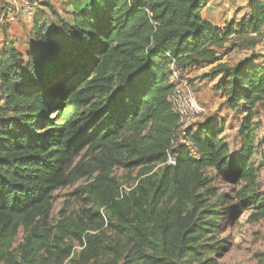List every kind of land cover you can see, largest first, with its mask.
<instances>
[{
	"label": "trees",
	"instance_id": "trees-1",
	"mask_svg": "<svg viewBox=\"0 0 264 264\" xmlns=\"http://www.w3.org/2000/svg\"><path fill=\"white\" fill-rule=\"evenodd\" d=\"M81 1L73 20L48 33L46 26L36 29L33 54L25 58L11 49L0 55V263L49 264L52 248L61 250L59 260L69 257L71 247L60 249L70 234L68 220L57 235L47 230L38 240L54 193L122 165L140 169L143 178L128 192L108 175L92 185L89 199L99 200V210L84 211L89 229L123 238L125 264H220L219 247L202 248L215 236L211 220L220 215L207 206L217 196L216 176L236 199L247 198L256 183L253 160L264 138L259 142L254 120L264 101V56L253 53L212 70L221 76L215 90L244 112L234 154L218 124L187 129L185 143H177L181 125L168 101L170 67L215 63L226 46H260L264 0H249L247 17L224 28L202 17L213 0ZM84 153L96 163L84 164ZM170 154L175 165L167 163ZM248 199L251 220L264 219L261 196ZM20 228L29 236L19 256L5 253ZM92 239L77 236L88 253Z\"/></svg>",
	"mask_w": 264,
	"mask_h": 264
},
{
	"label": "rangeland",
	"instance_id": "rangeland-1",
	"mask_svg": "<svg viewBox=\"0 0 264 264\" xmlns=\"http://www.w3.org/2000/svg\"><path fill=\"white\" fill-rule=\"evenodd\" d=\"M227 2L230 8H222V10L227 12V17L230 18L223 23L230 21L238 23L247 17L249 0H227L222 3ZM74 4L84 5V2L81 0H45L39 15L36 13L32 18L21 17L11 27H0V55L11 49L18 51L25 58L33 54L35 41L33 36L36 29L46 26V33H48L50 30L55 31L62 24L61 21L73 20ZM4 5L5 0H0V9ZM253 53L264 56V41L254 49L226 46L225 50L219 53V61L183 70V78L187 79L193 87L198 103L204 108L205 113L194 115L181 126L176 133L177 143L184 141V132L187 129L195 130L202 125L212 123L222 126V138L229 146L230 154L238 151L244 112L241 107L235 108L228 103L223 92L215 90L221 76H215L212 70L221 64H226L229 67L235 66ZM254 123L258 140L261 142L264 138V101L255 108ZM83 156H85L84 164L96 163L92 155L84 153ZM253 161L257 170V180L254 187L250 189V193L247 194V198L236 199L235 194L230 192V186L227 183L217 176L214 179L217 196L210 200L207 207H213L220 214L218 219L211 220L218 228L215 236L208 238L202 248L215 246L217 249L220 248V264H264V219L251 220V215L255 210L253 202L248 199L252 195H259L264 201V145L257 147ZM157 171L158 167L154 168L153 172ZM210 173L212 172L210 171ZM107 175L114 178L125 192L130 191L143 178L140 175V169L130 170L125 166L117 165L104 173L97 171L90 177H85L75 184L55 192L50 218L47 226L38 231L41 236L38 240L39 242L45 240L47 230H51L53 236L57 235L59 227L65 220H68L66 224L70 234L60 249L63 251L67 247H71L72 250L69 257L59 260L61 250L52 248L51 251L55 255L49 264H108L114 260H117V264H125L124 257L128 251L125 248V240L113 230L92 232L83 218L84 211L99 210V200L89 199L88 193L92 185ZM230 196L233 199L228 198ZM100 213L104 214L105 210L101 209ZM78 235L86 241L89 237H93L95 248L91 253L81 247L77 240ZM27 236L29 233H25L24 229L20 228L11 247L5 253L19 256L18 248L25 244ZM52 239L48 241L49 247L54 246ZM39 255L45 257V249H42ZM0 264H5V262L2 261Z\"/></svg>",
	"mask_w": 264,
	"mask_h": 264
},
{
	"label": "built area",
	"instance_id": "built-area-1",
	"mask_svg": "<svg viewBox=\"0 0 264 264\" xmlns=\"http://www.w3.org/2000/svg\"><path fill=\"white\" fill-rule=\"evenodd\" d=\"M45 0H7L0 9V27H11L22 18H32L38 9L43 6ZM224 9H229V3L222 4ZM183 70L174 65L170 67V82L174 86L173 93L168 101L172 106L174 114L179 117L180 125H184L194 115L205 113L197 99V94L187 79L183 78ZM181 143H185L182 141ZM187 146H190L187 144ZM195 158H199L195 151L191 150ZM175 165L176 161L172 154L169 155L167 162Z\"/></svg>",
	"mask_w": 264,
	"mask_h": 264
},
{
	"label": "crops",
	"instance_id": "crops-1",
	"mask_svg": "<svg viewBox=\"0 0 264 264\" xmlns=\"http://www.w3.org/2000/svg\"><path fill=\"white\" fill-rule=\"evenodd\" d=\"M5 1H7V0H5ZM224 1H227V0H213L208 6H206L201 12L204 20L208 21L209 23H211L215 27L224 28L226 23H223V22L228 20V18H230V17H227V12L222 10L223 7H222L221 3ZM42 8H43V6L38 9L39 10V11H37L38 15H39L40 10ZM249 57H247V58H249ZM247 58H245V59H247ZM263 61H264V59L262 58L260 60V62H263ZM0 105H2L1 102H0Z\"/></svg>",
	"mask_w": 264,
	"mask_h": 264
}]
</instances>
